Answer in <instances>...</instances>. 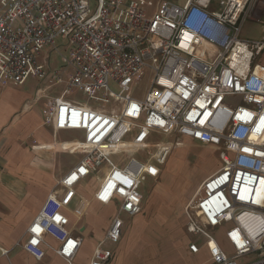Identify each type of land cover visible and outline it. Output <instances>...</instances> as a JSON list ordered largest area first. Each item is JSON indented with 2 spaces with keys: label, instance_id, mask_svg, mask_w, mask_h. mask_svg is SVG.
Masks as SVG:
<instances>
[{
  "label": "built area",
  "instance_id": "built-area-1",
  "mask_svg": "<svg viewBox=\"0 0 264 264\" xmlns=\"http://www.w3.org/2000/svg\"><path fill=\"white\" fill-rule=\"evenodd\" d=\"M248 22L264 30V0H3L0 85L46 78L52 72L38 58L50 47L66 63L53 81L71 68L65 93L78 88L95 104L49 102L46 122L82 132L85 154L28 227V254L40 261L52 251L74 264L83 239L64 210L77 184L102 175L94 201L115 213L89 264L111 263L124 216L142 213L141 187L159 179L174 150L166 141L156 146L158 135L175 146L182 137L222 149L221 168L185 208L187 232L204 241L209 264H264V34L244 39ZM145 78L144 97L133 96ZM125 153L137 156L125 163ZM221 228L226 247L216 236Z\"/></svg>",
  "mask_w": 264,
  "mask_h": 264
},
{
  "label": "rangeland",
  "instance_id": "rangeland-1",
  "mask_svg": "<svg viewBox=\"0 0 264 264\" xmlns=\"http://www.w3.org/2000/svg\"><path fill=\"white\" fill-rule=\"evenodd\" d=\"M149 1H152L156 5L158 0H146V2ZM172 1L184 3L185 0ZM2 2L3 0H0V6L2 5ZM153 11L154 7H147L148 13H152ZM263 34L264 30L261 24H253L250 22L244 26L242 31V37L244 39H261ZM61 42V40L57 42L60 51H62L63 54L68 55L66 44H61ZM47 56L48 65L45 62ZM38 61L48 71H50L49 68L54 72L57 69H66V63L62 60L61 56L50 47H46L42 51ZM71 74L72 69L70 68L65 74L62 82L54 81L55 85L51 90L42 95L43 98H45L43 101L50 100L53 96H63L65 100L71 102L95 105L94 102H92L88 96L78 88H72L65 93ZM41 81L42 80L38 78L30 77L24 86H11L15 88V90L9 92L4 97L5 103H12L16 106L18 112L25 109L24 104L32 105L31 110H28L29 112H27L28 114L26 115L30 121L29 126H31V128H29V130L34 129L38 125L37 114L42 104H34L33 98L36 88L42 86L40 85ZM111 87L114 91L118 90L113 84H111ZM147 87V78H145L138 83V86L133 91V96L143 98ZM237 100L239 99L232 100L231 102H236ZM43 101L41 103H43ZM114 105L115 103L112 104V106ZM106 108L109 107L106 105ZM36 134L40 138L43 136L48 137V135H50L46 129L40 130L39 128H36ZM80 136V131H61L56 135L55 139L56 141L73 140L79 139ZM182 139L183 138L181 137L178 146H175V140L172 138L158 135L154 138L156 146L166 141L167 143L173 144L174 150L168 163L163 168V180L161 179L162 181L157 186L152 180H147L145 182L143 193L145 198L148 199V202L144 207L146 215L144 216L145 218L142 216L139 218L144 224L137 227L132 219H126V216H124L127 228L123 236L124 245L120 243L113 247L114 250H119L121 252L118 264H207L208 253L204 247L201 248L199 254L193 255L192 260L179 256L185 240L187 242V247L189 246L190 241H195L199 246L203 243V240L200 237L192 236L187 232L185 213L184 215H181V205L183 204L185 197H189L195 192L208 175L221 167L222 162L219 154L222 149L220 148L218 151H214V149H210V147H206L199 142L192 140L190 142H184ZM31 140L32 138H30V142L32 143L33 140ZM7 141L8 139L4 140V152L2 153L5 162L3 166H0V171H3L4 176H10L12 173L11 169L8 167V163L6 164V160L7 157L13 154L6 150H12L14 147L11 143L6 144ZM75 144L76 146L70 148L68 153L74 154V152H76V149L79 148V143L76 142ZM16 145L26 146L29 144L25 137L22 138V140L20 139L17 141ZM40 155L41 154L37 153L35 157H39ZM116 156L118 159L122 157L121 154ZM133 156H137V154L125 153V163ZM62 159L64 162L61 163L60 160L58 161V168L56 169L57 179L64 171H62L61 167H71L80 159V156L75 158L76 160L74 162L66 161L69 160L67 159V156H63ZM83 191L85 193V191L88 190L83 189ZM113 213L114 210L111 207L107 208L92 205L89 208L88 215L81 223V225L87 226V229L83 234L85 243L75 264H86L87 258L93 248L91 232H93L96 237H99L100 232L103 230V227H105L104 225L106 221L110 219ZM164 219H166L165 221L167 222L165 227H162L161 222L164 221ZM216 236L221 243L225 246L227 245L222 228L217 231ZM4 249H6V251L8 250L6 246H4ZM9 249L11 250L10 255L18 250V248ZM251 258L253 259L255 256ZM45 264L59 263L53 262L52 259L49 260L48 258Z\"/></svg>",
  "mask_w": 264,
  "mask_h": 264
},
{
  "label": "crops",
  "instance_id": "crops-1",
  "mask_svg": "<svg viewBox=\"0 0 264 264\" xmlns=\"http://www.w3.org/2000/svg\"><path fill=\"white\" fill-rule=\"evenodd\" d=\"M45 62L48 65V56ZM49 70L52 73H49L46 76V78L40 79L42 80L40 82V85L42 86L37 87L34 93V98H33L34 104H42V105L37 114L38 125L32 130H29V128H31V126H29L30 121L29 118L26 116L28 114L27 112H29L28 110H31L32 105L24 104L25 109H22L21 112H18L16 106H14L10 102L5 103V99H4L5 95L15 90V88L11 87L13 85H9V86L0 85V166H3L5 162V160H3V154H2L4 152L3 151L4 140L8 139L6 144L11 143V145L14 147L12 148V150H8V149L6 150L8 152H11V154H13L7 157L6 160V164L8 163V167L9 169H11L12 173L10 174V176L9 175L4 176L3 171L2 170L0 171V264H45L48 258L49 260L52 259L53 262H57L59 264H66L59 256H57L52 251H48L45 258L39 261L33 258L30 254H28L24 250V244L27 240L28 227L41 211L48 196L59 185L61 180L73 168H75L79 164V162L81 161V159L84 157L85 154L84 150L81 149L79 150V148L76 149V152H74V154L68 153L70 148L76 146L75 144L76 142L77 143L82 142L81 139L82 132L79 139L56 141L55 138L59 132L72 131V130H55L51 124L46 122L47 113L49 109V102L56 98L62 97V96H53L50 98V100L43 101V99L45 98H43L42 95L49 92L51 88L55 85L54 84L55 82L52 79V74L54 71H52L51 68H49ZM28 79L22 85L16 87L24 86L28 81ZM42 101L43 103H41ZM36 128L37 129L39 128L40 130L46 129L50 133V135H48V137L43 136L40 138L36 134ZM25 137L27 138V143L29 145L26 146L16 145L17 141H19L20 139L22 140V138ZM30 138H32L33 140L32 143L30 142ZM182 140H184V142L185 141L190 142L192 139L183 138ZM72 141L75 143H73ZM204 146L210 147V149H214V151H218L221 148L214 145H204ZM37 153L41 155L39 157H35ZM63 156H67V159L69 160L66 159L65 160L69 162H74L76 160L75 158H77L78 156H80V159L76 161L71 167L69 166L67 168L61 167L62 171L63 170L64 171L57 179L56 169L58 168V161L60 160L61 163L64 162L62 161ZM219 169H217L212 174L208 175L206 178L216 173ZM163 174H164V169L158 180H153V179H149V180H152L157 186L163 180L162 179ZM101 179H102V175L99 177L88 178L82 181L80 184H77L73 188L72 198L64 210L65 214L70 218V225H69L70 230L73 231V234L83 239V243L82 246L80 247L77 258L79 257L81 250L84 246L85 238L83 234L87 229V226L81 225V223L83 222L84 218L88 215V210L92 205L102 206L98 204L96 201H94V191L96 190L98 183L101 181ZM144 187L145 184L141 187V192L143 196H144L143 193ZM57 189H59V195L64 194L65 190H61L59 187ZM83 189H86L88 191H85L84 193ZM196 191L193 192L189 197H185L183 204L181 205V215H184L185 208L187 204L195 196ZM147 202L148 199L145 198L144 196L142 213L133 218L126 217V219H132L137 225V227L144 224L139 218L141 216L144 217L146 215V212L144 211V207L146 206ZM103 207H107V208L111 207L115 213L114 206H103ZM113 215L110 217L109 220L106 221L104 225L105 227H103V230L100 232L99 237L98 236L96 237L94 233L91 232L93 248L89 257L87 258L86 264H89L96 243L105 236L110 226ZM126 219L124 218V221H126ZM185 219H186L185 225L187 226L186 214H185ZM165 220L166 219H164V221L161 222L162 227H165L166 225L167 221ZM126 229L127 228L125 225L123 236ZM123 236L120 241L122 245H124ZM48 241L54 246L57 245V243L52 238H48ZM192 243H196V242L190 241L189 246ZM221 244L222 246L226 247L223 243ZM4 246H6L9 250V251L7 250L9 253L6 255H4L3 253V251L6 250L4 249ZM189 246L187 247V242L185 240V243L182 245L179 256H183L185 257V259L192 260L193 255L196 254L191 253V251L189 250ZM202 247H204L208 253L207 264H209L210 255L208 248L201 245V248ZM9 248L11 249L18 248V250L10 255L11 250ZM120 257H121V252L119 250H115V258L109 264H118Z\"/></svg>",
  "mask_w": 264,
  "mask_h": 264
}]
</instances>
